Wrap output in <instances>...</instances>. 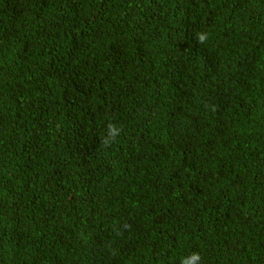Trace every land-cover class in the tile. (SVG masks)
Masks as SVG:
<instances>
[{
  "label": "trees",
  "instance_id": "16d2710c",
  "mask_svg": "<svg viewBox=\"0 0 264 264\" xmlns=\"http://www.w3.org/2000/svg\"><path fill=\"white\" fill-rule=\"evenodd\" d=\"M192 251L264 264V0H0V264Z\"/></svg>",
  "mask_w": 264,
  "mask_h": 264
},
{
  "label": "clouds",
  "instance_id": "9594fccd",
  "mask_svg": "<svg viewBox=\"0 0 264 264\" xmlns=\"http://www.w3.org/2000/svg\"><path fill=\"white\" fill-rule=\"evenodd\" d=\"M197 43H204L208 39L206 33L197 32L195 34ZM122 128L116 124L109 122L106 125L105 133L101 137V143L110 145L115 142L116 138L121 134ZM125 228L130 227L125 224ZM202 257L198 251H192L188 255L184 256L180 260V264H201Z\"/></svg>",
  "mask_w": 264,
  "mask_h": 264
},
{
  "label": "bare ground",
  "instance_id": "6f19581e",
  "mask_svg": "<svg viewBox=\"0 0 264 264\" xmlns=\"http://www.w3.org/2000/svg\"><path fill=\"white\" fill-rule=\"evenodd\" d=\"M262 110V109H261ZM258 111V110H257ZM259 113V112H258ZM262 114V113H261ZM256 115V114H255ZM245 118V117H244ZM258 118V117H257ZM255 119V118H254ZM254 121V120H253ZM258 122V121H257ZM256 123V122H255ZM262 123V122H261ZM248 124V123H247ZM254 124V123H253ZM242 127V126H241ZM253 128V127H252ZM241 129V128H240ZM239 129V130H240ZM245 129H247V127L245 128ZM244 131V130H243ZM246 134V133H245ZM241 135H243V134H241ZM248 135V134H247ZM242 137V136H241ZM242 176V175H241ZM218 177V176H217ZM220 181V180H219Z\"/></svg>",
  "mask_w": 264,
  "mask_h": 264
}]
</instances>
